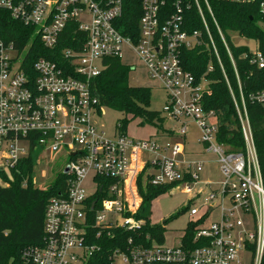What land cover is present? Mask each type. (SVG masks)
Masks as SVG:
<instances>
[{"label": "built area", "instance_id": "2783aa9c", "mask_svg": "<svg viewBox=\"0 0 264 264\" xmlns=\"http://www.w3.org/2000/svg\"><path fill=\"white\" fill-rule=\"evenodd\" d=\"M202 1L236 68L229 38L216 22L208 0ZM218 1L258 3L263 18L260 25L264 27V0ZM192 6L203 19L204 31L189 33L185 29L184 8ZM125 11V0H0V14L7 13L13 21L32 29L29 43L23 47L0 29V180L3 185L2 175L12 180L18 162L37 148L52 153L63 150L69 168L65 194L52 198L47 205L43 244L24 250L23 261L242 264L244 256L250 254L251 264H263L264 173L244 96L241 92L242 108L233 97L244 138V148L234 151L219 142V116L204 106L208 82L204 77L197 80L183 65L184 51L204 47L223 69L201 0H141V17L137 29L129 30L130 36L118 29L125 28ZM62 43L70 46L62 48ZM256 43L257 49L250 50L251 63L264 69V53ZM35 44L48 56L31 61L34 54H40H31ZM125 49L137 55L149 79L168 93L164 113L173 119L195 120L201 131L199 142L205 153L217 156L223 180L207 194L200 190L192 196L186 211L191 221L174 245H167L165 240L145 247L130 238L124 248L98 261L94 259L96 247L87 245L89 226L100 236L102 231L119 228L136 231L143 224L136 213L140 207L133 208L126 198V184H134L150 166L155 170L152 185H184L183 191L191 194V186L200 181L205 165L202 161L179 163L177 158L184 153L182 144L161 148L152 139H132L118 127L111 134L97 127L95 120L100 118L101 109L92 81L106 70L107 59L122 63ZM251 100L264 104V91ZM186 133L182 123L177 134L185 137ZM141 154H148L152 160L136 171L137 162L134 166L133 162ZM96 194L104 196L100 202L94 199ZM215 214L218 218L213 221ZM245 219L250 220L254 233L246 230Z\"/></svg>", "mask_w": 264, "mask_h": 264}, {"label": "trees", "instance_id": "16d2710c", "mask_svg": "<svg viewBox=\"0 0 264 264\" xmlns=\"http://www.w3.org/2000/svg\"><path fill=\"white\" fill-rule=\"evenodd\" d=\"M208 2L216 22L225 35L227 32H236L243 38L257 41L259 49L264 53V27L260 25L263 18L258 3L237 4L218 0H208ZM201 7L218 46L223 69L217 59L209 55L204 47L184 51L183 65L197 80L204 77L208 82L209 94L204 97V106L219 116V142L231 146L234 151L244 148L243 133L233 100L234 97L242 108L240 99L242 92L264 173V104L251 100V96L264 91V69L251 63L252 54L249 48L234 46L230 40H227L235 61L236 68H234L219 38L212 16L202 0ZM125 8L126 16L123 19L125 28L118 29L124 35L130 36L132 33L129 30L137 29L141 17V0H125ZM134 10L136 12L133 15ZM184 16L185 29L189 33L204 31L203 19L195 6L185 7ZM0 29L7 38L16 40V44L21 47L29 43L32 34V29L13 21L7 13L0 14ZM66 46L70 44L62 43L61 47ZM36 51L40 54H34ZM31 54H34L31 58L33 61L39 56H48L49 53L39 50V45L35 44ZM245 54L248 57H244ZM107 64L106 70L92 81V90L98 99L100 109L108 108L125 115L115 127H118L122 134H126L125 130L130 121L138 119L141 125H155L162 128L164 123L162 114L149 109L151 89L131 86L129 74L132 68L122 64L119 59H107ZM34 167L35 162L30 155L18 162L11 173L12 180L2 175L4 185L0 186V264H28L22 259L23 251L43 244L47 205L52 198L64 195L67 189L68 177L64 173H60L55 183L47 190L36 188L32 181ZM146 168L138 178L142 199L141 213L138 217L143 220V224L136 231L119 228L102 231L100 236H97L98 230L89 226L87 245L96 247L95 260L99 261V257L102 258L118 248H124L130 238H133L136 244L145 247H149L154 242L158 244L165 242L166 223L176 219L180 213L172 215L163 225L152 224L143 214L145 207L151 201L177 185H152L151 177L145 176ZM143 180L146 181L145 186ZM103 197L102 194H96L94 199L100 202ZM189 205L190 202L183 213L189 209ZM190 235L191 233L188 236ZM92 264L98 263L92 261Z\"/></svg>", "mask_w": 264, "mask_h": 264}, {"label": "rangeland", "instance_id": "374dc122", "mask_svg": "<svg viewBox=\"0 0 264 264\" xmlns=\"http://www.w3.org/2000/svg\"><path fill=\"white\" fill-rule=\"evenodd\" d=\"M227 37L234 46L248 47L251 51L257 49V43L246 38L241 37L236 32H227ZM122 63L124 65L135 68L129 74V83L133 87H144L150 88V106L149 109L160 112L164 117V123L162 128L155 125H141V121L138 119L131 120L125 133L128 137L136 140H148L152 139L157 142L158 147L161 148H172L177 144L184 146V153L187 160L190 161H202L204 162V170L200 174V181L196 185H192V193L186 194L183 189L184 185H177L172 187L167 193L160 195L150 202L145 207L144 216L152 224L163 225L167 222L172 215L180 213L179 216L166 223L165 229V240L167 245H174L180 240L181 235L187 229L191 218L188 212H182L188 206L191 198L197 191H203L208 193L218 187L219 182H222L223 178L219 170V164L217 163V156L213 154L205 153L204 146L199 142L201 138V131L195 120L190 117H181L173 119L164 113V109L168 103V93L164 89L159 88V83L153 82L149 79L146 73V69L143 63L138 59L137 55L129 50L125 49L122 57ZM125 118V115L108 108L100 110V118L96 119L95 122L97 127L104 129L109 134L115 131V125L118 121ZM182 123L187 128L185 137L178 136V131L182 127ZM183 153V154H184ZM35 167L32 173V181L36 188L41 190H47L56 181V178L60 173H63L68 165V159L65 156L64 151L58 153H52L49 150L43 148H37L32 155ZM151 157L148 154H141L138 160H134L133 166L136 163V171L138 166L143 165L146 162H151ZM180 163L183 161V157L180 155L177 158ZM155 170L146 168V175L152 178ZM134 175V173H132ZM140 175V174H139ZM139 176L137 177L138 180ZM145 178V177H144ZM210 183V185H209ZM3 183L0 180V186ZM89 185L87 180L86 186ZM146 185V181L143 180V186ZM187 187V185H186ZM134 194V195H133ZM126 198L129 200L130 206L133 208H141L142 202L140 203L141 195L138 188V181L131 186L126 184ZM132 200V201H131ZM199 204H197L198 206ZM137 214L141 213L139 209ZM218 218V214H215L211 220L215 221ZM119 221L122 223L123 220L120 218ZM246 230L249 233H254V228L250 220L245 219ZM252 255L246 254L243 258L242 264H251Z\"/></svg>", "mask_w": 264, "mask_h": 264}, {"label": "crops", "instance_id": "0c3cea01", "mask_svg": "<svg viewBox=\"0 0 264 264\" xmlns=\"http://www.w3.org/2000/svg\"><path fill=\"white\" fill-rule=\"evenodd\" d=\"M182 157H183V161H181V162L190 161V160H187V158L185 157V153L182 155ZM141 166H142V165H141ZM141 166H138L137 171L141 168ZM183 167H185V166L183 165ZM135 169H136V168H135Z\"/></svg>", "mask_w": 264, "mask_h": 264}, {"label": "water", "instance_id": "95a60500", "mask_svg": "<svg viewBox=\"0 0 264 264\" xmlns=\"http://www.w3.org/2000/svg\"><path fill=\"white\" fill-rule=\"evenodd\" d=\"M68 170H69V168H65V170H64V174H67L68 173Z\"/></svg>", "mask_w": 264, "mask_h": 264}, {"label": "bare ground", "instance_id": "6f19581e", "mask_svg": "<svg viewBox=\"0 0 264 264\" xmlns=\"http://www.w3.org/2000/svg\"><path fill=\"white\" fill-rule=\"evenodd\" d=\"M134 195V194H133ZM132 201V200H131Z\"/></svg>", "mask_w": 264, "mask_h": 264}]
</instances>
